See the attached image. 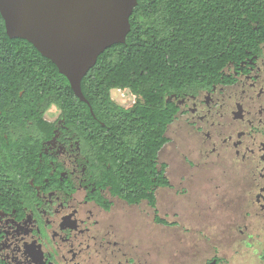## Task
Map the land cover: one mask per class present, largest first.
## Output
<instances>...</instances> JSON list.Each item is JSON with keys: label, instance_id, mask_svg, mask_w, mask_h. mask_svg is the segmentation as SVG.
Wrapping results in <instances>:
<instances>
[{"label": "flooded vegetation", "instance_id": "obj_1", "mask_svg": "<svg viewBox=\"0 0 264 264\" xmlns=\"http://www.w3.org/2000/svg\"><path fill=\"white\" fill-rule=\"evenodd\" d=\"M251 54L210 89L168 97L179 108L171 125L183 119L189 134L184 165L200 170L210 191L164 199L174 189L173 161L160 157L166 144L154 169L166 165L170 186L151 204L112 195L107 133L93 131L98 123L84 117L44 58L19 40L0 44V264H160L156 252L179 249L186 264L206 252L205 242L215 254L202 264H221V234L230 247L260 251L264 263V42ZM114 91L133 100L113 99L127 109L140 98L119 89L112 98ZM51 103L62 110L56 120L44 117ZM150 178L154 189L152 171ZM173 228L183 231L180 242L162 238Z\"/></svg>", "mask_w": 264, "mask_h": 264}, {"label": "trees", "instance_id": "obj_2", "mask_svg": "<svg viewBox=\"0 0 264 264\" xmlns=\"http://www.w3.org/2000/svg\"><path fill=\"white\" fill-rule=\"evenodd\" d=\"M130 24L126 43L103 52L82 80L91 107L75 97L66 77L32 44L13 40L43 57L84 117L98 123L93 131L107 133L112 195L154 204L156 190L170 186L166 165L154 169L179 112L168 97L210 89L222 81L229 64L241 63L247 51L258 53L264 42V0H138ZM6 40L11 39L0 14V44ZM116 89L140 98L124 108L112 98Z\"/></svg>", "mask_w": 264, "mask_h": 264}, {"label": "water", "instance_id": "obj_3", "mask_svg": "<svg viewBox=\"0 0 264 264\" xmlns=\"http://www.w3.org/2000/svg\"><path fill=\"white\" fill-rule=\"evenodd\" d=\"M137 5L138 0H0V14L8 38L32 44L91 107L82 80L103 52L126 43Z\"/></svg>", "mask_w": 264, "mask_h": 264}, {"label": "rangeland", "instance_id": "obj_4", "mask_svg": "<svg viewBox=\"0 0 264 264\" xmlns=\"http://www.w3.org/2000/svg\"><path fill=\"white\" fill-rule=\"evenodd\" d=\"M118 96V97H117ZM122 96L121 93L113 92V99L120 105L128 106L132 104L133 100L129 103L124 102V98L118 99ZM123 100V101H122ZM185 122L183 119L175 122L173 125L169 127L167 132V137L173 140V143L167 144L162 153H161V161H173L171 162V174L169 175L171 181L173 183V190L169 191V193L164 194V199H195L199 195L204 196L206 193L209 194V189L207 187V183L204 181L203 174L201 171H190L187 169V166L184 165V161L182 159V153L188 151V143H189V134L184 129ZM171 160V161H170ZM194 163V162H193ZM194 173L196 174L188 184L182 183V177L187 174ZM206 174V173H205ZM186 185V186H185ZM186 187L189 190V193L184 195L182 192L183 189ZM208 189V190H207ZM213 190V189H212ZM208 191V192H207ZM212 193V192H211ZM161 192L158 193V199H162L160 196ZM163 195V194H162ZM176 221V220H173ZM183 235V231L179 228H173L170 230L167 235L163 236L162 238H170V242H180V236ZM205 236L209 239L213 237L211 235H204L202 239H205ZM224 236L218 235V241H221L222 247L219 249V257L223 260L221 264H264L260 261L258 255L260 251H256L255 249H247L241 248L238 245L229 246L227 241L225 240ZM205 241V240H204ZM182 245H178L180 248ZM206 252L200 253L196 259L192 260L188 258L190 261L186 264H202L205 263L207 259L211 258L215 252L212 250L214 247L211 246V243L205 242L204 250ZM180 250V249H179ZM179 250H174L173 252L169 253L168 256L166 252L159 254L156 252V257L158 259V263L166 264L167 262L170 263V258L173 257V260L170 264H185V259L183 252ZM202 251V250H201ZM172 254V255H171ZM161 255V256H160ZM171 255V256H170ZM166 261V262H165ZM164 262V263H163Z\"/></svg>", "mask_w": 264, "mask_h": 264}, {"label": "clouds", "instance_id": "obj_5", "mask_svg": "<svg viewBox=\"0 0 264 264\" xmlns=\"http://www.w3.org/2000/svg\"><path fill=\"white\" fill-rule=\"evenodd\" d=\"M61 108L57 103H51L44 112V117L49 120H56L61 115Z\"/></svg>", "mask_w": 264, "mask_h": 264}]
</instances>
